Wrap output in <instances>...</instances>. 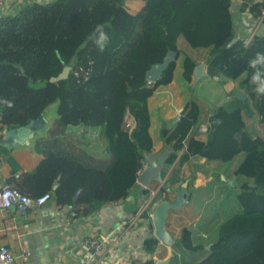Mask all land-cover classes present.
<instances>
[{"label":"trees","instance_id":"16d2710c","mask_svg":"<svg viewBox=\"0 0 264 264\" xmlns=\"http://www.w3.org/2000/svg\"><path fill=\"white\" fill-rule=\"evenodd\" d=\"M133 1L138 0L35 2L22 14L0 17V131L27 128L57 104L56 120L36 142L39 162L11 185L33 199L49 193L58 209L71 208L80 218L127 200L141 161L155 150L150 101L173 82L177 62L155 83L146 73L176 52L178 59L184 55L182 76L191 85L205 59L209 77L222 79L231 100L212 112L204 140L190 137L203 123L195 95L173 129L162 126L160 136L171 149L163 176L178 165L166 180L172 187L191 157L224 165L241 157L232 176L242 211L223 223L200 259H189L203 248L182 228L172 264H264V97L254 92L247 69L248 60L264 52V36L245 46L234 9L237 3L241 14L263 18L264 24V0H140L137 11L128 6ZM101 30L109 37L103 51L93 42ZM65 67H71L68 78L52 83ZM236 82L244 99L233 94ZM128 113L136 121L132 132L124 130ZM78 127L101 128L107 155L90 154L83 137L69 133ZM190 178L188 186L195 171ZM158 246L155 236L144 241L149 257L143 264H156Z\"/></svg>","mask_w":264,"mask_h":264},{"label":"crops","instance_id":"0c3cea01","mask_svg":"<svg viewBox=\"0 0 264 264\" xmlns=\"http://www.w3.org/2000/svg\"><path fill=\"white\" fill-rule=\"evenodd\" d=\"M54 1L50 0L47 4ZM35 2L38 3L37 0H9L2 16L22 14L26 6ZM143 3L140 0L133 1L129 2L128 6L133 11H137ZM237 6L239 8V5L235 3L234 8ZM235 16L239 37L245 38L257 28L260 29L259 35L264 36L262 18L255 20L247 13L241 14L239 10L235 11ZM200 64H206V74L197 84L193 83L195 86L189 85L184 80L181 69L178 73L176 72L171 84L157 89L149 105L150 133L155 150L146 160L148 166L152 162L162 166V179L169 190V196H171L169 199L174 201L183 181H187L188 184L192 172L196 173L194 184L187 186L189 203L169 212L167 216V230L173 236V244L166 246L159 241L155 256L156 264L173 257V245L184 227L191 230L194 245L203 248L189 259L203 258L208 251L207 247L218 239L223 223L242 211L236 197L237 189L233 188V185L225 189L224 185L213 183L212 179V176L216 175H219L220 180L222 176L224 178L229 176L233 183L232 173L241 157H237L230 165L216 161L208 162L200 156L191 157L181 169L180 183L172 187L166 185V180L178 170V165L174 164L168 174L163 176L165 161L171 149L163 143L160 136L162 126L166 124L167 129H173L177 116L182 113L194 95L201 108V116L205 124L208 123L210 115L218 105L231 100L222 87V79L211 80L209 77L206 60H202ZM190 88L193 89V93ZM239 91L243 90L236 82L235 87L233 86V94L236 95ZM56 118L57 104H53L45 111L42 120L38 121L36 126L0 131V183L12 184L11 182L17 179L21 172L34 169L40 160L36 151V142L46 136L47 129ZM135 127L136 121L128 113L124 130L132 132ZM70 131L83 137L84 148L90 154L103 156L107 142L101 137V128L78 127L71 128ZM190 137L204 140L206 134H201L199 129H195ZM17 167H20L19 171L15 170ZM208 167H214V169ZM140 176L127 200L103 207L87 217H79L77 222L70 226L64 225L63 218L72 209L68 207L58 209L52 201L35 211L21 212L16 208L1 210L0 247H8L16 254L30 250L32 253L30 264H143L149 257L144 251L143 243L147 238L155 236V228L146 216L135 224H131V220L141 205L151 200H158L163 188H160L161 184L158 183L144 187L140 182ZM216 193L219 194V202L215 201ZM249 195L257 197L252 193ZM206 200L208 203L205 202ZM88 234H97L104 238L102 253L95 254L93 250L83 246L82 239Z\"/></svg>","mask_w":264,"mask_h":264},{"label":"built area","instance_id":"2783aa9c","mask_svg":"<svg viewBox=\"0 0 264 264\" xmlns=\"http://www.w3.org/2000/svg\"><path fill=\"white\" fill-rule=\"evenodd\" d=\"M9 4V0H0V16H2L3 11ZM263 21V18L261 22ZM260 29L257 28L254 31L250 32L244 38V45L248 46L255 36L259 35ZM181 114L176 118V121L180 120ZM207 127L204 125V128H199V131L203 134H206ZM69 133L71 131L69 130ZM103 156L107 155L106 149L103 150ZM142 168L139 172V175H142L147 169L148 164L147 160L144 159L141 161ZM163 185L160 186V188ZM169 192H165L161 199L155 200L148 203H145L140 206L138 212L135 214L134 218L131 220V224H135L142 217L146 216L147 219L153 223L154 210L155 207L165 198H170ZM52 201L51 194H45L39 198L33 199L28 195L21 193L19 190L14 188L10 183L2 182L0 183V211L3 209L16 208L21 212L35 211L38 208H41ZM189 203V199L186 204ZM64 225L70 226L77 222L79 217L75 211H70L66 216H64ZM104 238L97 234H88L85 235L82 239V244L85 248L93 250L95 254L102 253L104 250ZM32 258V253L30 250H24L19 254L13 253L8 247H0V264H30Z\"/></svg>","mask_w":264,"mask_h":264},{"label":"water","instance_id":"95a60500","mask_svg":"<svg viewBox=\"0 0 264 264\" xmlns=\"http://www.w3.org/2000/svg\"><path fill=\"white\" fill-rule=\"evenodd\" d=\"M178 60V55L176 52H169L164 60L154 65L147 73L146 78L150 83H155L161 79L162 73L166 71L172 63H176ZM71 67H65L63 72L55 78H52L50 81L52 83H56L67 79L69 76V72ZM206 74V64H199L194 69V83H198ZM236 96L240 99L245 98V93L243 91L237 92ZM42 120H33L29 125L28 128H32L39 123L38 121ZM148 164V162H147ZM225 180V178L223 177ZM140 182L144 187H149L155 183L163 185V188L166 189V192H169L168 188L165 186L163 179H162V166L160 164L150 163L148 169L140 176ZM232 185V182H230ZM187 183H183L181 185L180 191L175 197V200L172 201L171 199H165L161 201L154 210V217H153V225L155 228V236L157 239L166 246H170L173 244V236L167 230V216L169 212L173 210L180 209L183 207L188 201V192H187ZM250 187H255L254 184H250ZM207 250H211V245L207 247ZM174 257V254H173ZM172 258H168L164 261L158 262L157 264H171Z\"/></svg>","mask_w":264,"mask_h":264},{"label":"clouds","instance_id":"9594fccd","mask_svg":"<svg viewBox=\"0 0 264 264\" xmlns=\"http://www.w3.org/2000/svg\"><path fill=\"white\" fill-rule=\"evenodd\" d=\"M37 2L43 5L49 3L50 0H37ZM108 39L107 34L101 30L93 42L100 51H103ZM247 69H251L248 80L254 86V92L257 96L264 97V52H257L252 59L248 60Z\"/></svg>","mask_w":264,"mask_h":264},{"label":"rangeland","instance_id":"374dc122","mask_svg":"<svg viewBox=\"0 0 264 264\" xmlns=\"http://www.w3.org/2000/svg\"><path fill=\"white\" fill-rule=\"evenodd\" d=\"M235 9V11L237 12L238 11V6H237V8L235 7L234 8ZM236 15H237V13H236ZM141 25L139 24V26H138V31L140 32V30H141V27H140ZM183 60H184V55H181L180 57H179V59L177 60V73L182 69V63H183ZM212 80V79H211ZM195 84V83H194ZM194 84H191L192 86L194 85ZM197 84V83H196ZM195 86V85H194ZM198 102V101H197ZM204 125L207 127V129H208V123H206L205 124V122H203L200 126H201V129H203L204 128ZM200 126H199V128H200ZM198 128V129H199ZM199 134V133H198ZM198 134H196L197 136H198ZM202 134V133H201ZM203 136V135H202ZM226 167V166H225ZM209 169H214V167H208ZM227 168V167H226ZM190 178V177H189ZM201 179H204V178H201ZM212 179L214 180L213 181V183H216V184H219V185H224V188L226 189V188H228V186L230 185V179L231 178H229V176L228 177H225V180L223 179V176L221 177V180L223 181H221L220 180V177H219V175H216V176H212ZM228 181H230L229 182V184H228ZM185 182H187V181H183V183H185ZM232 185H233V183H232ZM231 185V186H232ZM165 192H162V193H160V194H162V195H160V198L159 199H161L162 197H163V194H164ZM219 194L218 193H216V196H214V198H215V201L216 202H219L220 200H219V196H218ZM237 196V195H236ZM205 202H207L208 203V201L206 200Z\"/></svg>","mask_w":264,"mask_h":264}]
</instances>
